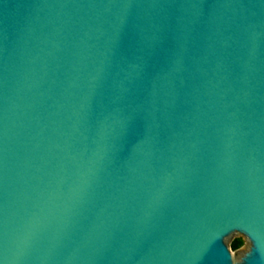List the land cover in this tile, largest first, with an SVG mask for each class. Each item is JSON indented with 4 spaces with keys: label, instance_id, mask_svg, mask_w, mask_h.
<instances>
[{
    "label": "water",
    "instance_id": "obj_1",
    "mask_svg": "<svg viewBox=\"0 0 264 264\" xmlns=\"http://www.w3.org/2000/svg\"><path fill=\"white\" fill-rule=\"evenodd\" d=\"M0 264H264V0H0Z\"/></svg>",
    "mask_w": 264,
    "mask_h": 264
},
{
    "label": "rangeland",
    "instance_id": "obj_2",
    "mask_svg": "<svg viewBox=\"0 0 264 264\" xmlns=\"http://www.w3.org/2000/svg\"><path fill=\"white\" fill-rule=\"evenodd\" d=\"M235 238H241L242 243L237 248H231V242ZM225 242L231 248V253L234 259H238L243 251H245L249 245V242L245 236L239 232H233L231 235L226 237Z\"/></svg>",
    "mask_w": 264,
    "mask_h": 264
},
{
    "label": "trees",
    "instance_id": "obj_3",
    "mask_svg": "<svg viewBox=\"0 0 264 264\" xmlns=\"http://www.w3.org/2000/svg\"><path fill=\"white\" fill-rule=\"evenodd\" d=\"M241 243H242V239L241 238H235L231 242V248H233V249L237 248Z\"/></svg>",
    "mask_w": 264,
    "mask_h": 264
}]
</instances>
